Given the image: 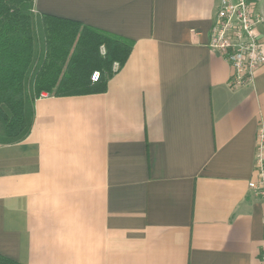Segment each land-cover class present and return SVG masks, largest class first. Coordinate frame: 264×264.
<instances>
[{
  "label": "crops",
  "instance_id": "crops-1",
  "mask_svg": "<svg viewBox=\"0 0 264 264\" xmlns=\"http://www.w3.org/2000/svg\"><path fill=\"white\" fill-rule=\"evenodd\" d=\"M219 0H34L131 42L103 93L33 102L0 146V256L17 264H261L264 65L230 89L208 47ZM264 20V0H249ZM264 51V22L257 27Z\"/></svg>",
  "mask_w": 264,
  "mask_h": 264
},
{
  "label": "trees",
  "instance_id": "trees-1",
  "mask_svg": "<svg viewBox=\"0 0 264 264\" xmlns=\"http://www.w3.org/2000/svg\"><path fill=\"white\" fill-rule=\"evenodd\" d=\"M34 0H0V146L29 134L33 102L103 93L131 42L78 22L33 13ZM104 53H100V48ZM99 73L96 82L90 80ZM0 264H17L0 256Z\"/></svg>",
  "mask_w": 264,
  "mask_h": 264
},
{
  "label": "built area",
  "instance_id": "built-area-1",
  "mask_svg": "<svg viewBox=\"0 0 264 264\" xmlns=\"http://www.w3.org/2000/svg\"><path fill=\"white\" fill-rule=\"evenodd\" d=\"M263 22L260 15L251 14L249 0H219L210 28L208 47L230 66V89L251 85L256 70L264 65V51L257 34V27ZM117 70L118 65L114 63L112 71ZM98 78L99 73L96 71L90 76L93 82ZM254 174L255 178L248 183V188L264 206V124H260L256 131ZM262 223L264 229V207ZM259 261L264 264V251Z\"/></svg>",
  "mask_w": 264,
  "mask_h": 264
},
{
  "label": "rangeland",
  "instance_id": "rangeland-1",
  "mask_svg": "<svg viewBox=\"0 0 264 264\" xmlns=\"http://www.w3.org/2000/svg\"><path fill=\"white\" fill-rule=\"evenodd\" d=\"M100 53L103 54L104 53V48H100Z\"/></svg>",
  "mask_w": 264,
  "mask_h": 264
}]
</instances>
